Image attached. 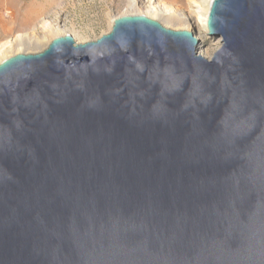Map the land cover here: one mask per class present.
Here are the masks:
<instances>
[{"label":"water","instance_id":"water-1","mask_svg":"<svg viewBox=\"0 0 264 264\" xmlns=\"http://www.w3.org/2000/svg\"><path fill=\"white\" fill-rule=\"evenodd\" d=\"M143 14L0 62V264H264V0Z\"/></svg>","mask_w":264,"mask_h":264},{"label":"rangeland","instance_id":"rangeland-1","mask_svg":"<svg viewBox=\"0 0 264 264\" xmlns=\"http://www.w3.org/2000/svg\"><path fill=\"white\" fill-rule=\"evenodd\" d=\"M131 0H0V40L17 33H28L34 27L43 40L63 32L71 33L79 42L93 40L109 31V22L127 11L147 12L148 0L129 4ZM182 9H188V0H166ZM181 27L180 25L174 26ZM173 29L172 27H168ZM184 30V29H175ZM59 36V35H58ZM211 56L219 44L204 38ZM23 50L37 52L31 45H21ZM37 50V51H36Z\"/></svg>","mask_w":264,"mask_h":264},{"label":"bare ground","instance_id":"bare-ground-1","mask_svg":"<svg viewBox=\"0 0 264 264\" xmlns=\"http://www.w3.org/2000/svg\"><path fill=\"white\" fill-rule=\"evenodd\" d=\"M141 3L138 0H131L129 4H138ZM211 0H188V9H182L178 5L172 2H168L166 0H148L147 8L149 11L147 12H137V11H127L120 16L123 15H135V14H143L150 18L158 20L162 25L166 27H172L173 29H185L192 31L194 35L198 39V45L196 48V52L198 55L209 59L211 57V49L203 43L204 38H211L208 34L207 28V18L208 11ZM119 17V16H118ZM116 18H112L109 22V29L111 28L114 20ZM180 25L181 27L175 28L174 26ZM63 34L58 35H65ZM72 35L71 33H68ZM56 36H51L50 38H46L43 40V37H40L35 34L34 27L28 33H17L9 38L4 40H0V62L19 52H29L23 50L21 45H31L34 48L36 47L38 51L44 49L47 44ZM213 39V38H211ZM75 42H79L74 39ZM215 44H219V38H214ZM37 51V50H36Z\"/></svg>","mask_w":264,"mask_h":264}]
</instances>
